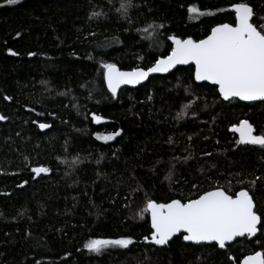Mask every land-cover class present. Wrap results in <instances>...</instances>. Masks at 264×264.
<instances>
[{"label": "trees", "instance_id": "16d2710c", "mask_svg": "<svg viewBox=\"0 0 264 264\" xmlns=\"http://www.w3.org/2000/svg\"><path fill=\"white\" fill-rule=\"evenodd\" d=\"M122 2L0 0V264H240L264 251V236L227 252L181 236L157 247L144 242L150 216L140 215L149 199L186 202L217 187L249 190L264 214V149L237 144L230 130L248 120L264 134V102H225L194 81L192 66L115 96L103 77L105 63L151 66L171 53L169 36L199 40L232 23L241 0H130L127 17ZM247 2L264 15V0ZM37 166L50 172L33 179ZM122 237L134 243L99 255L84 247Z\"/></svg>", "mask_w": 264, "mask_h": 264}, {"label": "snow or ice", "instance_id": "6c2138e0", "mask_svg": "<svg viewBox=\"0 0 264 264\" xmlns=\"http://www.w3.org/2000/svg\"><path fill=\"white\" fill-rule=\"evenodd\" d=\"M20 2L21 0H5L8 6ZM129 7L131 2L127 0L120 4L118 11L127 17ZM230 11L234 14V21L217 24L205 38L196 40L191 37L181 39L169 36L168 39L174 45L171 53L155 60L146 69L135 67L131 71H121L114 63L103 64V77L108 90L115 96L117 88L122 84L137 85L147 80L151 74L168 73L177 65H194V81L197 84L208 82L215 86L224 101H264V15L257 13L247 0L230 5ZM188 12L195 16L205 14L195 6L189 7ZM100 15L98 12L92 13L93 17ZM161 27L163 25L148 26L153 32ZM9 54L19 55L11 49ZM28 55L32 57L37 54L29 52ZM4 99L10 100L11 97L5 96ZM189 107L190 105H185V111L178 114V118L187 115ZM6 119L0 115V121ZM91 119L96 123L101 122V117L96 114ZM38 126L41 130L51 127L48 123H39ZM230 130L239 134L237 144L264 149V134H254L255 128L248 120H241ZM120 135L121 132L116 131L106 136L97 135V139L107 142ZM75 163L74 160L73 164ZM31 172L35 174V179L42 173L50 172V169L37 166L32 167ZM27 183L25 180L18 187ZM145 211L150 213L151 234L144 237V242L157 246L168 245L173 237L180 234L185 242L208 244L227 252L232 242H239L238 237L247 240L255 238L254 242L260 244V236H264V214L258 213L253 197L245 189L233 194L217 187L186 202L178 198H171L170 202L165 203L149 199L140 212L141 217ZM133 243L131 237H122L114 240H89L84 247L99 255L105 246L127 249ZM228 258L234 259L231 256ZM242 264H264V251L246 256Z\"/></svg>", "mask_w": 264, "mask_h": 264}, {"label": "water", "instance_id": "95a60500", "mask_svg": "<svg viewBox=\"0 0 264 264\" xmlns=\"http://www.w3.org/2000/svg\"><path fill=\"white\" fill-rule=\"evenodd\" d=\"M253 18H254V17H253ZM177 38H179V37H177ZM181 39H182V38H181ZM170 42H171V44H172V41H171V40H170ZM172 47H174V45H172ZM162 58H163V57H162ZM159 59H161V58H159ZM191 66L194 67V65H177L176 68L170 70L168 73H154V74H151L147 80L141 81V83H139V84H137V85L122 84V85H120V86L117 88L116 95H118V94H119L122 90H124V89H137V88H139V87H142V86H144L145 84H147V83H148L152 78H154V77H157V76H167V75L173 73L174 71H176L178 68H181V67H191ZM121 71H131V70H121ZM205 84H206V85H210V86H212V87H215V86L211 85V84L208 83V82H203V84H199V85H205ZM105 85H106V88H107V90H108L107 82H106V81H105ZM108 91H109V90H108ZM109 93L112 95V93H111L110 91H109ZM221 99H222V98H221ZM222 100H223V99H222ZM223 101H224V100H223ZM238 101H239V100H238ZM225 102H230V101H225ZM240 102H242V103H246V104H252V103H259V102H264V101H251V102H249V101H240ZM231 133L239 138V134H238V133H235V132H232V131H231ZM254 134H256V131L254 132ZM149 216H150V213H149ZM150 223H151V217H150ZM257 235H259V233H258ZM179 236H180V234H177V236L173 237V239H172L169 243H171L176 237H179ZM241 239H243V238H241V237H238V238H237V240H241ZM252 239H254V238H252ZM235 242H236V241L232 242L231 245L234 244ZM185 243H186V244H191V243H189V242H185ZM153 245H154V244H153ZM192 245H194V246H202V245H195V244H192ZM204 245H208V244H204ZM154 246H157V245H154ZM165 246H166V245H165ZM157 247H163V246H157ZM243 260H244V259H243ZM243 260L240 262V264H242Z\"/></svg>", "mask_w": 264, "mask_h": 264}, {"label": "rangeland", "instance_id": "374dc122", "mask_svg": "<svg viewBox=\"0 0 264 264\" xmlns=\"http://www.w3.org/2000/svg\"><path fill=\"white\" fill-rule=\"evenodd\" d=\"M108 247H115V246H105L104 248H108ZM104 248H103V249H104Z\"/></svg>", "mask_w": 264, "mask_h": 264}]
</instances>
